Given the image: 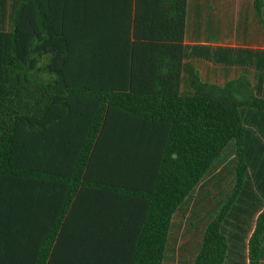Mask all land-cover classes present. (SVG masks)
<instances>
[{
	"label": "trees",
	"instance_id": "16d2710c",
	"mask_svg": "<svg viewBox=\"0 0 264 264\" xmlns=\"http://www.w3.org/2000/svg\"><path fill=\"white\" fill-rule=\"evenodd\" d=\"M253 1L261 19L264 0ZM187 2L101 0L104 8L120 6L125 17L117 27L125 36L128 71L110 79L73 76L67 67L73 42L105 36L106 27L90 28L83 20L60 26L46 0H19L9 29L0 30V182L33 171L24 158L29 132L84 116L63 212L83 181L105 190L97 199L136 226L121 236L124 264H164L175 214L232 147L233 185L207 223L193 264H263L264 97L246 76L218 85L183 63ZM184 75L187 93L181 90ZM110 127L134 134L129 147L100 151ZM93 167L97 179L88 180ZM55 235L41 237L33 264H46ZM97 254V264H107V250Z\"/></svg>",
	"mask_w": 264,
	"mask_h": 264
},
{
	"label": "crops",
	"instance_id": "0c3cea01",
	"mask_svg": "<svg viewBox=\"0 0 264 264\" xmlns=\"http://www.w3.org/2000/svg\"><path fill=\"white\" fill-rule=\"evenodd\" d=\"M46 2L57 25L75 26L83 20L90 28L106 27L105 36L73 42L67 66L71 75L126 76L125 36L117 27L125 19L120 6L104 8L101 0H88L84 7L81 0ZM18 3L0 0V30L9 29ZM184 47L183 63L193 65L203 81L223 85L246 76L255 93L264 97V9L260 19L253 0H188ZM181 90L189 92L185 75ZM114 119L123 123L122 116ZM85 120L67 116L25 137V164L33 171L26 178L0 182V264H33L41 237L48 231L56 235L46 264H97V252L104 249L107 264H124L122 250L127 242L121 236L134 233L136 226L129 216L107 210L104 200L97 199L105 190L83 181L63 212L71 187L66 178L85 135L81 125ZM103 135L99 149L105 153L129 147L127 141L134 134L110 127ZM143 137L140 131V149L146 147ZM96 173L94 167L89 169L88 180L97 179Z\"/></svg>",
	"mask_w": 264,
	"mask_h": 264
},
{
	"label": "rangeland",
	"instance_id": "374dc122",
	"mask_svg": "<svg viewBox=\"0 0 264 264\" xmlns=\"http://www.w3.org/2000/svg\"><path fill=\"white\" fill-rule=\"evenodd\" d=\"M234 151L228 147L173 218L164 264H193L207 223L233 185ZM254 220L248 222V235ZM264 264V259H263Z\"/></svg>",
	"mask_w": 264,
	"mask_h": 264
}]
</instances>
